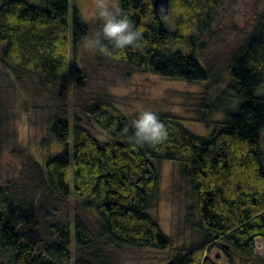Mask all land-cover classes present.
Wrapping results in <instances>:
<instances>
[{"label": "trees", "instance_id": "trees-1", "mask_svg": "<svg viewBox=\"0 0 264 264\" xmlns=\"http://www.w3.org/2000/svg\"><path fill=\"white\" fill-rule=\"evenodd\" d=\"M118 1V9L144 29L143 46L101 55L142 73L203 85L191 112L211 132L196 135L175 115L159 114L166 141L133 146L130 118L109 99L95 98L71 121L54 117L48 136L62 150L42 163L29 160L31 188L78 200L94 213L97 238L106 247L167 251L172 240L149 211L160 185L158 163L180 165L194 196L190 228L198 240L175 249L166 264H264L256 253L257 240L264 241V10L226 65L230 81L212 100L217 82L198 52L223 0H169L171 30L153 0ZM87 34L76 9L70 23L68 0H42L40 6L0 0V68L12 75L34 76L60 92L80 89L84 73L70 65V47ZM216 115L221 119L215 122ZM13 190L12 183L0 185L1 264H63L72 258L74 264H105L82 218L76 216L73 227L53 222L44 228L19 214Z\"/></svg>", "mask_w": 264, "mask_h": 264}, {"label": "rangeland", "instance_id": "rangeland-1", "mask_svg": "<svg viewBox=\"0 0 264 264\" xmlns=\"http://www.w3.org/2000/svg\"><path fill=\"white\" fill-rule=\"evenodd\" d=\"M26 1L36 6L42 4V0ZM68 2L70 23L72 9H76L88 26L86 37L93 38L102 24L95 14L94 0ZM111 2L118 9L119 1ZM263 10L264 0L222 1L215 22L201 40L198 52L200 63L210 69L212 79L217 82L212 100L230 81L226 76V65L253 30ZM164 22L168 29H174L171 16H167ZM70 65H76L83 71L84 80L80 89L70 87L65 92L45 85L34 76L12 75L0 68V185L12 183L19 214L34 217L36 223L44 228L53 222L73 227L74 218L78 216L97 238V219L94 213L83 210L78 200L74 197L62 199L50 196L43 187L35 191L29 183V160L42 163L62 150L48 136V128L54 117L66 116L71 121L74 115H80L86 101L107 98L131 121L141 110H151L157 115H175L196 135L207 136L211 130L195 122L191 112L197 105L199 94L203 92L204 86L201 84L187 85L115 64L98 51L86 49L83 40L74 49L70 47ZM220 119L218 115L213 117L215 122ZM83 121L94 135L103 138L87 120ZM181 168L169 162L158 163L160 185L149 211L162 231L171 238L172 250L116 249L104 246L98 237L96 249L101 247L104 251L102 261L105 264H166L175 249L197 242L198 236L190 228L194 220V196L181 176ZM72 250L74 255V245ZM256 253L264 258L263 240H257ZM63 264H74L73 258Z\"/></svg>", "mask_w": 264, "mask_h": 264}, {"label": "clouds", "instance_id": "clouds-1", "mask_svg": "<svg viewBox=\"0 0 264 264\" xmlns=\"http://www.w3.org/2000/svg\"><path fill=\"white\" fill-rule=\"evenodd\" d=\"M94 8L102 24L93 38L83 39L86 49L111 56L118 50L129 47L136 50L143 46L144 29L134 25L129 16L117 9L111 0H94ZM131 129L133 135L129 139L133 146H155L166 141L168 136L165 124L151 110L138 112L136 118L131 121Z\"/></svg>", "mask_w": 264, "mask_h": 264}, {"label": "water", "instance_id": "water-1", "mask_svg": "<svg viewBox=\"0 0 264 264\" xmlns=\"http://www.w3.org/2000/svg\"><path fill=\"white\" fill-rule=\"evenodd\" d=\"M155 13L161 19H165L169 13V0H153ZM1 264V260H0Z\"/></svg>", "mask_w": 264, "mask_h": 264}]
</instances>
